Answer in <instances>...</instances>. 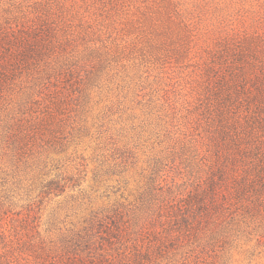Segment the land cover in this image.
Segmentation results:
<instances>
[{
    "label": "rangeland",
    "instance_id": "rangeland-1",
    "mask_svg": "<svg viewBox=\"0 0 264 264\" xmlns=\"http://www.w3.org/2000/svg\"><path fill=\"white\" fill-rule=\"evenodd\" d=\"M39 22L0 98V202L20 213L0 226L25 221L55 264H264V225L235 205L232 225L194 221L212 179L230 186L206 65L264 41V0H0V33ZM28 254L8 258L44 261Z\"/></svg>",
    "mask_w": 264,
    "mask_h": 264
},
{
    "label": "trees",
    "instance_id": "trees-1",
    "mask_svg": "<svg viewBox=\"0 0 264 264\" xmlns=\"http://www.w3.org/2000/svg\"><path fill=\"white\" fill-rule=\"evenodd\" d=\"M39 23V26L24 27L23 30L9 27L0 33V98L19 69L23 61L21 56L39 49V44L43 45L45 40L40 37L44 28L46 32L49 29L45 22ZM205 74L211 81L209 91L214 96L216 108L210 110L216 124L210 135V147L215 157L211 169L214 177L229 182L230 186L226 194H221V188L216 190L218 181L212 179L206 189L209 201L200 197L199 213L194 215V221L200 226L212 225V231L223 224L232 225L237 219L229 211L235 205L237 211H243L237 214L238 220L246 222L250 216L259 226L264 225V41L246 39L221 44L206 65ZM238 164L242 174L231 177L230 173L235 172ZM3 207L0 202L1 222H6L10 215H20ZM176 221L183 223L188 232L193 230L195 222L188 215H182ZM24 222L22 227L27 231ZM23 230L13 231L0 226V264H13L14 261L8 258L10 254L16 263L17 258L20 259V256H14L16 251L19 255L32 252L35 259H44L41 264H55L48 262L43 243L33 242V236ZM25 238H29L28 244Z\"/></svg>",
    "mask_w": 264,
    "mask_h": 264
}]
</instances>
